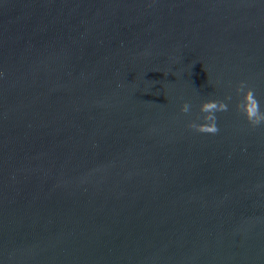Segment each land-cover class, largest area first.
Masks as SVG:
<instances>
[{
  "label": "water",
  "instance_id": "obj_1",
  "mask_svg": "<svg viewBox=\"0 0 264 264\" xmlns=\"http://www.w3.org/2000/svg\"><path fill=\"white\" fill-rule=\"evenodd\" d=\"M239 81L264 110V0H0V264H264Z\"/></svg>",
  "mask_w": 264,
  "mask_h": 264
},
{
  "label": "clouds",
  "instance_id": "obj_2",
  "mask_svg": "<svg viewBox=\"0 0 264 264\" xmlns=\"http://www.w3.org/2000/svg\"><path fill=\"white\" fill-rule=\"evenodd\" d=\"M234 94L237 97L235 107L244 116L247 122L252 126L264 123V110L261 109L260 102L256 99L255 93L247 86L246 81H239L234 88ZM233 99L228 95L223 99H204L197 106L199 115L189 121L188 127L193 130L216 134L219 131L217 125V114L227 111L229 102ZM193 111V105L185 100L179 105V112L189 115Z\"/></svg>",
  "mask_w": 264,
  "mask_h": 264
}]
</instances>
